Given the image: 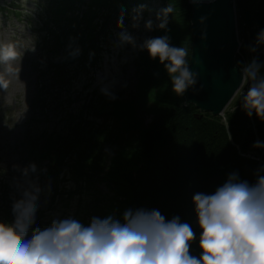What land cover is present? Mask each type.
Wrapping results in <instances>:
<instances>
[{"label": "trees", "instance_id": "16d2710c", "mask_svg": "<svg viewBox=\"0 0 264 264\" xmlns=\"http://www.w3.org/2000/svg\"><path fill=\"white\" fill-rule=\"evenodd\" d=\"M48 1L53 16L84 6L81 14L73 16L76 31L83 38L73 37L65 29L57 32L58 54L43 71L45 76L41 73L36 78L34 106L40 112L59 104V95L51 88L70 81L71 70L75 74L95 63L102 45L93 22L97 12L113 6L112 14L123 19L135 4L147 8L150 0ZM153 1L159 2L157 14L172 7L167 27L160 29L161 37L168 36L170 45L185 49L186 67L192 40L188 0ZM235 6L243 39L239 49L252 60H258L262 65L260 75L264 76V53L257 50L249 53L244 40L246 30L255 37L257 30L264 27V0H235ZM162 19L161 15L160 22ZM104 22L99 26L105 29L101 32L109 28L110 18ZM133 73L134 83L128 92L118 91L110 96L92 94L79 106L63 110L61 116L67 124L34 146L35 153L32 149L28 151L30 163L39 172L52 173L54 168L61 171L66 167L87 189L97 180H103L110 194L106 204L98 207L101 213L94 217L113 216L122 221L125 211L139 209L159 210L168 220L179 216L195 232L190 251L199 255L201 229L198 219L194 221L197 215L192 197L197 192L213 193L233 172L241 180L255 183L256 172L264 168V147H254L257 141L264 144V120L255 113L249 117L243 110L246 93L233 97L232 106L224 111V119L207 111L199 114L192 103H185V91L182 95L174 92L172 76L164 64L159 58L152 59L145 49L134 58ZM261 150L263 160L252 157ZM15 197L13 190L11 194L7 191L6 181L0 180V222L12 221ZM41 214L43 211L39 209L36 223L44 228ZM92 217H83L81 223L88 225Z\"/></svg>", "mask_w": 264, "mask_h": 264}, {"label": "clouds", "instance_id": "9594fccd", "mask_svg": "<svg viewBox=\"0 0 264 264\" xmlns=\"http://www.w3.org/2000/svg\"><path fill=\"white\" fill-rule=\"evenodd\" d=\"M169 6L158 13V27H167ZM122 24V20H121ZM146 27L152 29L153 22ZM124 42L135 41L127 33ZM264 45V30L257 35ZM152 59L159 58L172 76L173 90L182 95L191 82L185 67L184 48L170 45L169 37L145 39L141 45ZM256 47L251 51L255 52ZM10 59L0 51V63ZM262 65L253 59L243 69L251 81L241 107L251 117L264 120V76ZM114 98V97H113ZM254 147L264 144L257 141ZM34 164L23 169L27 177ZM264 168L256 172L255 183L230 173L213 193L197 192L192 200L201 229L199 255L191 254L196 234L179 216L166 219L159 210H127L123 220L113 216L92 217L88 225L68 217L53 219L47 227L37 225L41 189L28 180L17 182L19 198H13L12 221L0 222V264H264ZM30 234V235H29Z\"/></svg>", "mask_w": 264, "mask_h": 264}, {"label": "rangeland", "instance_id": "374dc122", "mask_svg": "<svg viewBox=\"0 0 264 264\" xmlns=\"http://www.w3.org/2000/svg\"><path fill=\"white\" fill-rule=\"evenodd\" d=\"M147 6L135 4L132 12L123 19L112 14L110 9L113 6L97 12L93 22L96 23L102 45L95 63L89 69L75 71V74L71 70L70 81L51 88L59 95V104L56 107H43L44 110L40 112L34 106L37 79L41 73V76H45L43 71L53 64L58 54L57 32L65 29L69 30L71 36L83 38L76 31L73 16L81 14L84 6H76V10L61 14L56 12V16H53L48 0H0V51L7 52L10 57L7 62L0 63V180L6 181L7 191L11 194L13 190L15 198L20 195L17 182L31 180L39 186L41 193L38 203L43 211L41 220L45 227L56 218L72 217L81 222L87 215L94 217L100 214L98 207L106 204L110 191L103 180H97L90 189L85 188L80 185L83 182L75 180L66 167L61 171L54 168L52 173L48 170L30 171L25 177L23 169L31 165L28 151L32 149L35 153L37 149L34 146L44 142L53 130L67 124L61 116L66 108L79 106L92 94L110 96L118 91L128 92L132 88L134 58L143 50L141 45L145 39L161 37L158 27L161 22L156 13L159 2L150 0ZM50 15L53 17L48 19ZM108 18L109 28L101 32L102 27L99 26H103ZM149 20L153 22L151 30L146 27ZM261 30H257V35ZM122 33L131 35L135 43L124 42ZM257 35L251 37L249 29L244 34L249 53L253 52L252 47L264 53V45L256 44ZM71 36L69 38L73 39ZM69 38L65 41H69ZM47 83H51V80L47 79ZM231 106L232 101L226 109ZM259 154L260 160H263L262 150Z\"/></svg>", "mask_w": 264, "mask_h": 264}, {"label": "water", "instance_id": "95a60500", "mask_svg": "<svg viewBox=\"0 0 264 264\" xmlns=\"http://www.w3.org/2000/svg\"><path fill=\"white\" fill-rule=\"evenodd\" d=\"M188 3L192 40L186 67L191 82L185 90V103H192L199 114L221 115L243 82L235 0Z\"/></svg>", "mask_w": 264, "mask_h": 264}, {"label": "built area", "instance_id": "2783aa9c", "mask_svg": "<svg viewBox=\"0 0 264 264\" xmlns=\"http://www.w3.org/2000/svg\"><path fill=\"white\" fill-rule=\"evenodd\" d=\"M238 53L240 55V59L243 61V64L242 65H243V69H244V67L249 64V61L246 60L244 54H242L240 52H238ZM250 84H251V81L244 79L243 80V83H242V85L240 87V93H247L248 87L250 86ZM223 118H224V116H223ZM256 158H258V157H256Z\"/></svg>", "mask_w": 264, "mask_h": 264}]
</instances>
